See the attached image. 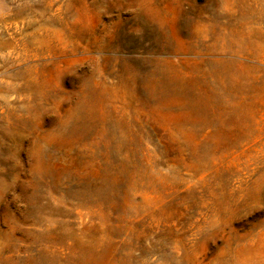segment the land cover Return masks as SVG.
<instances>
[{
  "label": "rangeland",
  "instance_id": "1",
  "mask_svg": "<svg viewBox=\"0 0 264 264\" xmlns=\"http://www.w3.org/2000/svg\"><path fill=\"white\" fill-rule=\"evenodd\" d=\"M0 264H264V0H0Z\"/></svg>",
  "mask_w": 264,
  "mask_h": 264
}]
</instances>
